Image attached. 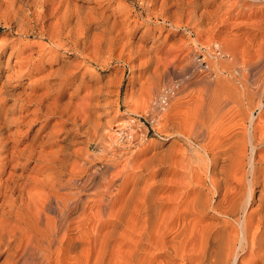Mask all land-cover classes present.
I'll return each instance as SVG.
<instances>
[{
    "label": "bare ground",
    "instance_id": "1",
    "mask_svg": "<svg viewBox=\"0 0 264 264\" xmlns=\"http://www.w3.org/2000/svg\"><path fill=\"white\" fill-rule=\"evenodd\" d=\"M53 1L0 0V15L8 27L21 30L29 28L33 15L55 43L48 50L50 57H58L64 37L87 59L88 50L93 49L97 56L120 38L113 35L120 18L82 16L64 5L58 8L62 11L59 19L46 25L45 11ZM141 1L146 20L154 22L153 44L170 43L163 31L168 25L181 27L186 17L192 29H198V36L181 40V44L204 42L200 34L205 31L209 32L210 49L217 47L222 55L228 50L222 47L231 42L264 45V0ZM247 1L262 4L258 18L232 22L235 28L227 32L221 22L232 14L235 4ZM34 4L40 9L33 11ZM117 10L124 8L119 5ZM135 19L139 23V14ZM233 33L236 39L230 38ZM261 58L264 54L257 59L262 62ZM64 63L68 68L63 80L72 81L80 66ZM84 77L82 74L80 82ZM230 91L205 95L198 118L203 129L193 125L196 129L189 134L175 131L200 142L203 152L197 165L196 160L182 155L180 165L172 156L162 160L170 161L165 165H156L150 157L142 163L146 173L125 168L118 175L113 172L105 183L99 175L104 176L110 166L103 165L102 174L94 169L101 158L94 160L88 146L92 135L98 143L104 142L106 125L94 123L90 115L82 120L70 117L49 128L47 141L62 135L61 142L49 144L57 147L51 152L40 149L41 145L20 148L11 144L8 126L0 123V264H264V94L258 97L255 93L259 99L255 104L250 91ZM174 95L167 94L168 103ZM157 97L159 102L160 95ZM51 104L48 114L54 115L56 103ZM80 130L85 137L78 141L84 146L75 152L72 144Z\"/></svg>",
    "mask_w": 264,
    "mask_h": 264
},
{
    "label": "rangeland",
    "instance_id": "2",
    "mask_svg": "<svg viewBox=\"0 0 264 264\" xmlns=\"http://www.w3.org/2000/svg\"><path fill=\"white\" fill-rule=\"evenodd\" d=\"M61 5L69 7L82 16L89 14L91 17L95 15L106 17L109 15L107 18H110V21L120 18L116 26L117 30L115 28L116 31L113 32V35L116 34L120 38L97 56L93 53V49L88 50L90 56L87 59L71 48L69 39L64 37L62 42L65 44L58 48V57H50L48 50L51 46L55 47V43L49 36V30L47 28L42 30V26L35 21L33 15L30 16V24L34 28L26 24L29 28L22 30L17 26L8 27L4 17L0 15V43L6 40L4 45H0V92L8 91L0 95V123H6L8 126L6 135L9 136L10 143L18 144L20 148L27 145H41L39 148L45 149L46 152L57 150L56 145L49 144L54 141L61 142L62 135L59 133L47 141L46 131L70 117L77 116L79 120H82L90 115L94 123L106 125L104 142L98 143L92 135L93 139L89 138L88 146V152L93 159L95 158L94 160L101 158L97 164L93 165L94 169L102 174L103 165L110 166L104 176L99 175V180L104 183L107 181L105 179L113 176V172L114 175H118V172L125 168L146 173L147 170H142L145 168L142 163L150 157L154 159L153 162L156 165H159L163 163L162 160L166 156L167 159L172 156L174 160L178 158L176 161L179 160L180 165V163L183 164L181 157L187 156L186 159L196 160L194 162L197 165L203 152L199 147L200 142L189 139L187 135L177 134L175 131L178 129L189 134V130L193 132V129H196L195 126L203 129L198 124V118L201 112L199 105L205 95L218 91L233 92L232 89L235 92L247 90L254 94L256 104L259 101L257 96L264 94V58L260 59L262 62L257 59L264 54V45L263 47L259 45L260 48H258V44L256 46L239 41L231 42L228 46L226 45V48L222 45V48L229 50V52L227 50L228 54L222 55L217 47L210 49V44L207 43L209 32L205 33V31L202 35L200 34L204 42L181 44V40L198 36L197 28L192 29L186 17L183 18L181 27L175 28L168 25L169 27L163 31L162 36L167 35L170 43L153 44L154 22L146 20L147 10L141 0H55L49 3L45 11L46 25L55 23L59 19L62 11L58 8ZM119 5L124 10L118 11ZM261 6L262 4H250L248 1L235 4L232 14L227 16L220 26L229 32L228 30L235 28L232 25L238 20L240 22V20L257 19L259 15L257 9ZM31 9L33 11L40 9V6L34 4ZM135 14H139V23L135 21ZM144 29L146 32L142 34ZM10 30L12 31L8 33ZM237 33L240 34L241 31ZM234 34L230 38L236 39L237 35L234 36ZM201 43L205 44L201 45ZM131 49L136 51L133 52ZM42 51L44 53L41 55ZM257 52L260 56L255 55ZM31 54L32 56L28 57ZM173 60L175 63H172ZM65 61L78 63L80 66L79 69L77 68L79 74L72 81L63 80L65 68H68L64 66ZM82 74L85 76L84 82H80ZM227 79L231 82H228V86H223ZM176 80H179L181 84L176 87L175 92L169 93H175V98L173 97V100L168 103L165 112L157 110L159 109L157 95L159 96L169 85L175 87ZM230 84L232 89L229 88ZM233 84L236 85L235 88ZM255 93L258 95L256 96ZM51 101L56 103L54 115L48 114L51 111ZM258 111L259 109L255 111L256 115ZM178 126H181L180 129ZM214 126L210 128L213 129ZM120 136L123 139H118ZM80 137H85L83 130L77 133V140L72 144L75 152L80 151L84 146V143L78 141ZM207 137L206 141H209L210 137ZM18 171L23 170L18 169Z\"/></svg>",
    "mask_w": 264,
    "mask_h": 264
},
{
    "label": "built area",
    "instance_id": "3",
    "mask_svg": "<svg viewBox=\"0 0 264 264\" xmlns=\"http://www.w3.org/2000/svg\"><path fill=\"white\" fill-rule=\"evenodd\" d=\"M174 84H175V87H173V85H169L168 87L164 88V90L160 93V100L158 102L159 111L161 112L164 111V109L168 105V99H166L167 94H169L170 92H175L176 87H178L181 84V82L179 80H176Z\"/></svg>",
    "mask_w": 264,
    "mask_h": 264
}]
</instances>
